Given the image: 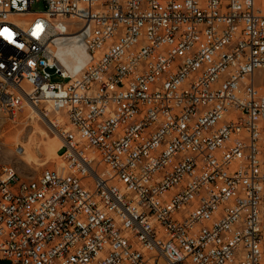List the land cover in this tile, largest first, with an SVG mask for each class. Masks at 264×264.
<instances>
[{
	"label": "built area",
	"instance_id": "built-area-1",
	"mask_svg": "<svg viewBox=\"0 0 264 264\" xmlns=\"http://www.w3.org/2000/svg\"><path fill=\"white\" fill-rule=\"evenodd\" d=\"M258 71L264 0H0V110L71 127L62 171L0 168V264H264Z\"/></svg>",
	"mask_w": 264,
	"mask_h": 264
},
{
	"label": "rangeland",
	"instance_id": "rangeland-1",
	"mask_svg": "<svg viewBox=\"0 0 264 264\" xmlns=\"http://www.w3.org/2000/svg\"><path fill=\"white\" fill-rule=\"evenodd\" d=\"M42 10V2L38 1L31 6V11ZM77 49V54L82 56V51ZM67 59L70 64L74 62L71 56ZM52 81L61 82L62 80L54 76ZM254 83L264 95V71H258L254 75ZM62 114L58 118L50 113L47 118L53 121H56V118L59 119V129L68 130L71 127L68 125L66 116L63 114V119ZM55 130L58 129L45 125L30 111H19L12 117L0 110V168L12 166L22 179H36L46 169L58 171L57 168L64 166V163L61 158L57 157V152H55L56 155L54 154Z\"/></svg>",
	"mask_w": 264,
	"mask_h": 264
},
{
	"label": "bare ground",
	"instance_id": "bare-ground-1",
	"mask_svg": "<svg viewBox=\"0 0 264 264\" xmlns=\"http://www.w3.org/2000/svg\"><path fill=\"white\" fill-rule=\"evenodd\" d=\"M56 26H59L58 22H55ZM80 49L82 51V56H80L79 54H77L78 52H76V49ZM77 49V50H78ZM55 53V56L58 58L59 61H61L60 63L63 65V67L66 69V71L71 75V76H75L81 73V71L83 70V68L87 65L88 63V55L84 49V47L78 43L76 41V39L74 37H71L67 42L60 44L59 46L56 47V49L53 50ZM71 56L74 58V62L73 63H68V59L67 57ZM84 58H86L84 60ZM30 111L32 113H34L36 115V117L39 119V121H41L42 123H44L45 125H48L50 127H55V123L56 121L58 123L59 119L56 118V121H53L51 119H48V115L50 113H52L55 116H59L61 115L63 112L60 110H51L50 107L48 105L45 106L44 111L42 110L41 107H32V106H24L22 110L20 111ZM62 117L64 119V116L62 114ZM59 118V117H58ZM36 123V122H35ZM54 144H55V152H57V150H59L60 145H61V141H60V137L57 133V131H54ZM20 153V152H17ZM56 155V154H55ZM54 155V156H55ZM58 157V154H57ZM60 158V157H58ZM62 167L57 168L58 171H62ZM1 168H9V166H3ZM12 177L13 178H20L18 176V174L16 173L15 169L12 170Z\"/></svg>",
	"mask_w": 264,
	"mask_h": 264
}]
</instances>
